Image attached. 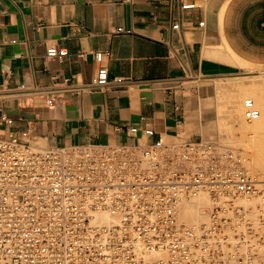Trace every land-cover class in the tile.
I'll use <instances>...</instances> for the list:
<instances>
[{
  "label": "crops",
  "instance_id": "0c3cea01",
  "mask_svg": "<svg viewBox=\"0 0 264 264\" xmlns=\"http://www.w3.org/2000/svg\"><path fill=\"white\" fill-rule=\"evenodd\" d=\"M197 1L0 0V116L11 118L0 138L39 149L203 138L221 87L252 76L238 64L264 73V0ZM98 50L104 86L92 85Z\"/></svg>",
  "mask_w": 264,
  "mask_h": 264
},
{
  "label": "built area",
  "instance_id": "2783aa9c",
  "mask_svg": "<svg viewBox=\"0 0 264 264\" xmlns=\"http://www.w3.org/2000/svg\"><path fill=\"white\" fill-rule=\"evenodd\" d=\"M92 55V85L104 86L107 52ZM243 114L258 118L251 98ZM245 160L202 138L39 149L9 134L0 138V264H264V177ZM199 191L207 220L179 221L181 201Z\"/></svg>",
  "mask_w": 264,
  "mask_h": 264
},
{
  "label": "rangeland",
  "instance_id": "374dc122",
  "mask_svg": "<svg viewBox=\"0 0 264 264\" xmlns=\"http://www.w3.org/2000/svg\"><path fill=\"white\" fill-rule=\"evenodd\" d=\"M199 2L203 4V0H198L197 3H199ZM238 66L245 69V71L251 70L252 76L237 78L233 82L227 83L222 88V91L220 92V97H222V98H220L219 102L223 106L218 108L217 120L215 121L214 124H212L211 129H209V132L206 133L202 139L213 140V141L218 142L221 145L231 147V148H235V149H238L239 151H240V149H242V151H244L243 154L245 153L244 155H246L248 157L247 160H249V157H252V158L254 157L253 162H252V158H250L251 160L248 162L250 164L252 163L251 168H253V169H251V170H253V172H255L260 177H264V170H260L261 167L258 166L260 164L258 163L257 160H255L256 156L252 154L254 152L253 149H254L255 145L258 148L259 147L262 148L261 144H264V143H261L260 138H258V137L262 136L261 140L264 139V130H261V129H264V127H262V126H264V124L260 123L262 126L259 127V130H258L259 132H262L261 135H258L257 137L254 135L256 138L253 139V135L246 134V133L244 134L243 132H240L241 130L239 131V129L237 128L238 123L233 122L231 117H230V115H233L237 109H241V111H243L242 106H243V102L246 98H251V100L253 102H254V98H255L254 103H256V101H257V103L255 104L256 108H259L260 103H264V73H261L257 70V68L259 67L258 65L252 66V65H249L247 63L242 62L241 64H238ZM255 91H256V93H255ZM252 94H253V96H252ZM254 94H256V95H254ZM254 96H257V98ZM237 104H239V105H237ZM240 107H242V108H240ZM260 107L264 108V106H260ZM258 110L264 111V109H260V108ZM232 112H234V113H232ZM242 117H243V115H242ZM243 119H245V118L243 117ZM235 124L237 126H234ZM229 128H230V130H229ZM231 128H232V130H231ZM228 131H230V132H228ZM231 131H232V133H231ZM249 136H250V138H249ZM253 140H254V142H256V141L260 142V145L259 144L257 145L258 142L254 143ZM237 142H238V144H237ZM249 144H250L251 148L253 146L252 149L250 148ZM262 149H264V148H262ZM250 155H252V156H250ZM250 164H247L249 166V167L247 166L248 168H250ZM254 165L257 166L256 169L259 171L255 170Z\"/></svg>",
  "mask_w": 264,
  "mask_h": 264
},
{
  "label": "bare ground",
  "instance_id": "6f19581e",
  "mask_svg": "<svg viewBox=\"0 0 264 264\" xmlns=\"http://www.w3.org/2000/svg\"><path fill=\"white\" fill-rule=\"evenodd\" d=\"M250 72H251V70H250ZM254 82V81H253ZM224 83V82H223ZM262 83V82H261ZM232 84V83H231ZM237 84V83H236ZM226 85V83L221 87V88H223L224 86ZM234 85V84H233ZM228 86V85H227ZM226 88V87H225ZM251 93V92H250ZM254 93V92H253ZM255 93H256V91H255ZM254 95H256V94H254ZM252 96H253V94H252ZM254 97H256L257 98V96H254ZM241 102V101H240ZM254 102H255V98H254ZM253 102V104H254V106H255V104L257 103V101H256V103H254ZM237 105H239V104H237ZM260 106H264V103H260L259 104ZM259 106V108L260 109H264V108H261ZM243 107V106H242ZM242 107H240V108H242ZM259 108H257V109H259ZM243 109V108H242ZM259 111V116H258V118L257 119H254V120H245V119H243V117H244V114H243V111H241V109H237L236 110V112L234 113V112H232V113H234L233 115H230V117H231V119H232V121L233 122H236V123H238V129H239V131L240 132H243L244 134L246 133V134H251V135H253V139L254 138H256L258 135H261V133L262 132H259L258 130H259V127H261L262 125L260 124V123H262V124H264V111H260V110H258ZM229 114V113H228ZM242 115H243V117H242ZM245 118V117H244ZM234 126H237L236 124L234 125ZM262 127H264V126H262ZM226 129V128H225ZM224 129V130H225ZM261 129V128H260ZM228 130V129H227ZM229 130H230V128H229ZM231 130H232V128H231ZM261 130H264V129H261ZM228 132H230V131H228ZM231 133H232V131H231ZM238 133V132H237ZM242 133V134H243ZM241 134V135H242ZM229 135V134H228ZM256 137H255V136ZM227 136V135H226ZM225 136V137H226ZM232 136V135H231ZM244 136V135H243ZM248 138V137H247ZM249 138H250V136H249ZM258 138H260V141H261V143H264V139H262L261 140V138H262V136H260V137H258ZM231 139V138H230ZM235 139V138H234ZM236 140V139H235ZM248 140V139H247ZM257 140V139H256ZM234 141V140H233ZM250 141V140H249ZM252 141V140H251ZM253 142H254V140H253ZM256 142H258V141H256ZM256 142H254V143H256ZM237 144H238V142H237ZM247 144V143H246ZM260 145V142H258L257 143V145ZM33 145V144H32ZM253 145V144H252ZM262 145V148H264V144H261ZM245 146V145H244ZM249 146H250V144H249ZM35 147V146H34ZM246 148V147H245ZM244 148V149H245ZM248 148V147H247ZM250 148H251V146H250ZM252 148H253V146H252ZM251 148V149H252ZM262 148H258L256 145H255V147H254V152L252 153L253 155H255L256 157H255V160H257L258 161V163L260 164V165H258V166H260L261 168H260V170H264V149H262ZM235 149V148H234ZM238 150V149H237ZM240 151H242V149H240ZM246 151V150H245ZM252 151V150H251ZM244 151H242V153H243ZM250 153V152H249ZM248 153V154H249ZM255 153V154H254ZM245 154V153H244ZM250 156H252V155H250ZM245 157H246V160H245V162H244V164L246 165V166H248L247 164H250V163H248L251 159L250 158H252V157H249V160H247V156L245 155ZM254 158V157H253ZM253 158H252V162H253ZM254 160V161H255ZM257 163V162H256ZM252 164V163H251ZM250 164V169H253V168H251L252 167V165ZM249 167V166H248ZM254 167H255V170H257L256 169V167L257 166H255L254 165ZM253 171V170H252ZM257 171H259V170H257ZM260 173V172H259ZM261 175V174H260ZM259 176V175H258ZM240 201H246V200H240ZM180 209H179V215H178V218H179V221H182V222H185L186 224H197V223H200V222H202V221H205V220H207V210L209 209V200H208V195L205 193V192H203V191H199L198 193H196V194H194V195H191V196H189V197H187V198H183V200L181 201V204H180Z\"/></svg>",
  "mask_w": 264,
  "mask_h": 264
}]
</instances>
